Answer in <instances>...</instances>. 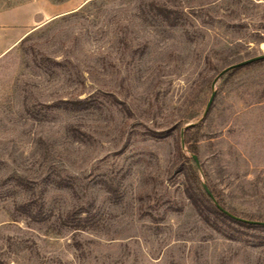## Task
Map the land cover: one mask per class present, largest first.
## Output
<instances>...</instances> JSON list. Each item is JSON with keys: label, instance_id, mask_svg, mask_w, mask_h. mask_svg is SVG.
I'll return each instance as SVG.
<instances>
[{"label": "rangeland", "instance_id": "1", "mask_svg": "<svg viewBox=\"0 0 264 264\" xmlns=\"http://www.w3.org/2000/svg\"><path fill=\"white\" fill-rule=\"evenodd\" d=\"M262 53L264 0H0V264H264L187 193L264 221V59L205 113Z\"/></svg>", "mask_w": 264, "mask_h": 264}, {"label": "trees", "instance_id": "2", "mask_svg": "<svg viewBox=\"0 0 264 264\" xmlns=\"http://www.w3.org/2000/svg\"><path fill=\"white\" fill-rule=\"evenodd\" d=\"M151 4H152L151 7H153V9H154V11H153L154 16H158L159 18H161L167 25H170V26H177L178 25L179 17H178V14H175L174 16H172V12L174 11L173 9H171L170 7H166L164 4H162L158 1H153ZM25 38L26 37H24L23 39H25ZM242 68L243 67L235 68V69H233V71L230 74L236 73V72L240 71ZM65 103L72 104L74 109L88 108V104H90L88 99L66 101ZM193 127H194V125H191V126L187 127L184 131L185 144L189 143L188 135H189L190 129ZM190 169L192 171L194 178L197 180V186L196 187H194V186L189 187L187 189V193H188L189 198L192 201V205H193L194 209L196 210V213L200 216V218L205 223H207L208 225L217 227L219 224V221H220L229 227L232 226L230 223H234V224H237L241 227H246V228H264L263 224L249 223V222L233 219L232 217H230L229 215L224 213L222 210H220L218 208V206L214 203V201L211 199V197L203 189V187H201V185L199 183L198 170L193 165H190ZM211 191L215 195L219 204L222 205V203H221L220 199L218 198V195L216 194V192L212 189H211ZM242 218H245V217H242ZM86 219L87 218H84L83 220L85 221ZM245 219L256 220V219H251V218H245ZM83 220L78 219V224L81 226H85L86 222H81ZM257 221H259V220H257ZM229 236L232 237V235H229Z\"/></svg>", "mask_w": 264, "mask_h": 264}, {"label": "water", "instance_id": "3", "mask_svg": "<svg viewBox=\"0 0 264 264\" xmlns=\"http://www.w3.org/2000/svg\"><path fill=\"white\" fill-rule=\"evenodd\" d=\"M261 59H264V53L262 54H259V55H256V56H253V57H250L248 59H245V60H242L240 62H237V63H234L232 65H229L228 67L224 68L219 74L218 76L214 79L213 83H212V94H211V97L209 99V102L207 104V107H206V111L205 113L208 112L209 108L211 107L212 105V102L214 100V97L216 95V82L217 80L223 75L225 74L227 71L231 70V69H234V68H237V67H241V66H244L246 64H249V63H252L254 61H257V60H261ZM189 125H192V124H189ZM184 131L185 129L182 130V146L184 147L185 146V141H184ZM192 158L194 159L195 163L197 164L198 167H200V159H199V156L195 153L192 154ZM203 187L206 191V193L211 197V199L214 201V203L218 206V208L220 210H222L224 213H226L227 215H229L230 217H232L233 219H236V220H241V221H245V222H249V223H256V224H263L264 225V221H257V220H249V219H245V218H242V217H239L233 213H231L230 211H228L227 209H225L221 204H219V202L217 201L215 195L213 194V192L211 191V189L208 187V185L204 182L203 183Z\"/></svg>", "mask_w": 264, "mask_h": 264}]
</instances>
